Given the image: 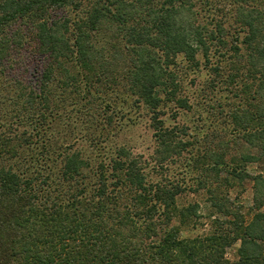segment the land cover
Listing matches in <instances>:
<instances>
[{"label": "trees", "instance_id": "trees-1", "mask_svg": "<svg viewBox=\"0 0 264 264\" xmlns=\"http://www.w3.org/2000/svg\"><path fill=\"white\" fill-rule=\"evenodd\" d=\"M199 52L210 123L169 128L166 101L193 107L171 67L203 74ZM122 91L150 112L151 171L125 145L102 152L114 122L98 112H121L107 98ZM245 143L258 154L233 155ZM250 186L246 208L231 194ZM192 191L208 193L207 226L179 203ZM0 264H264V0H0Z\"/></svg>", "mask_w": 264, "mask_h": 264}, {"label": "rangeland", "instance_id": "rangeland-1", "mask_svg": "<svg viewBox=\"0 0 264 264\" xmlns=\"http://www.w3.org/2000/svg\"><path fill=\"white\" fill-rule=\"evenodd\" d=\"M63 12V11H62ZM61 12V14H62ZM203 15L206 17L207 14L203 12ZM204 16L200 17L204 20ZM220 52L215 50V47L212 48V51L210 52V56H213L212 60L215 61L216 59H220ZM198 58L202 62L203 67V74L200 73V71H197L195 68L190 67V63H187V61L180 56L177 61V66L171 67L174 71L181 76V80L183 81V91L184 93L189 96L190 103H192L193 107L191 109H178L174 106L172 102L169 100L165 102V105L163 104V115L162 118L165 122V125L169 128L173 126H180V127H186V128H194L197 125H208L210 123V119L207 118L208 110H207V104H204L203 99L201 98L202 91L200 89L203 84H205L203 81L209 77L208 70L204 66L205 61L202 57L201 52L198 53ZM22 59V58H20ZM17 66H16V72L18 74H22L25 78H28L30 76V73L32 72V67L30 65H27L24 63V61H20L17 57ZM125 91V90H124ZM122 91L118 96L119 99L117 100L118 105L114 102L115 96L112 97L111 101L107 98L105 95L104 97L107 98L109 102H111V105L114 107H117L116 110L120 109L121 112L116 113L113 111V108H110L107 110V112H98L99 117L102 119H105L108 117V115H111V118H113V126L106 127L105 128V135L107 136L108 140L105 142V144L108 143L109 146H111L110 149L109 146H106V150H103L102 152L105 154H111L112 149L116 145H125L129 147L136 155H141L144 158L148 159L150 161V165L148 170L151 171V167L153 166V161L151 158V154L155 147V140H154V130L151 127L150 124V112L146 108L138 107L136 102L134 101V96L132 94H127V92ZM217 99L222 102L223 104H227L229 102H234V99L232 98V93L226 91H221L217 95ZM213 103H216V99H214ZM141 106V105H140ZM71 110V108H68ZM177 110V111H176ZM114 113V115H112ZM72 116L74 118L78 117L77 111H71ZM98 115V114H97ZM101 115V116H100ZM81 120L77 118V124L80 125ZM105 123H108V121H105ZM75 124V123H74ZM73 129L76 128L75 126H72ZM71 126H64L62 122L57 123L54 125V132H55V138L59 137V142L65 141L69 138L70 132L72 130ZM80 130V129H79ZM93 130V132H92ZM98 133L97 136H99V128H97ZM92 132L90 135L96 136V133H94L95 129L88 128L87 130H80L77 131L74 136L75 138L78 137V134H83L87 132ZM72 142H74V138H69ZM68 139V140H69ZM80 142V146H84L85 152L92 153L94 156V152H91L92 146H90L88 141L85 139L82 140L81 137L78 138ZM89 145V150L87 146ZM241 147H238L233 149L231 152L233 155L239 156L240 153L246 152L251 154H258V149L255 147H252L248 144H241ZM77 146V145H76ZM240 146V145H239ZM37 145L33 147H29L25 149V154H28L29 152H33L31 154H35ZM83 147V148H84ZM91 155V156H92ZM21 158H19L20 160ZM179 163H170L168 166L169 173L174 175L176 178H182L183 177V167ZM256 166V165H255ZM258 167V166H257ZM257 167H249V170L252 173L258 172ZM260 170V168H259ZM153 171V169H152ZM196 186V185H195ZM193 185V187H195ZM248 191L244 192L243 195H238L237 190H233L231 196L235 198L236 200H239L242 202L246 208H248L251 205V194H252V188L247 187ZM239 198V199H238ZM189 202H197L200 205V214L202 216H206L201 218L200 222H204L205 226L209 224V219L207 217V213L209 212V201H208V193H205L203 191L198 192H187L180 196L179 203L181 205H186ZM198 226V227H197ZM195 227L188 226L186 231L184 232L186 235H196L199 231H201L204 226H202L201 223Z\"/></svg>", "mask_w": 264, "mask_h": 264}]
</instances>
